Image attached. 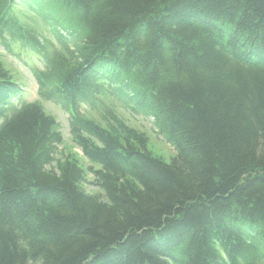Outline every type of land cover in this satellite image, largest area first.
Returning <instances> with one entry per match:
<instances>
[{"label":"trees","instance_id":"trees-1","mask_svg":"<svg viewBox=\"0 0 264 264\" xmlns=\"http://www.w3.org/2000/svg\"><path fill=\"white\" fill-rule=\"evenodd\" d=\"M0 39L89 162L0 54V264H264V0H0Z\"/></svg>","mask_w":264,"mask_h":264},{"label":"rangeland","instance_id":"rangeland-1","mask_svg":"<svg viewBox=\"0 0 264 264\" xmlns=\"http://www.w3.org/2000/svg\"><path fill=\"white\" fill-rule=\"evenodd\" d=\"M17 14L22 19L23 23L26 25L36 26L39 30V34H42L46 38H52L53 35L47 26H45L39 19L36 18V12L28 10L27 7H24L22 4L16 6ZM36 14V15H35ZM65 31V30H64ZM65 34H68L65 31ZM12 51H9L5 48L3 43L0 40V54L1 59L5 62V66L10 67L15 73V79L19 82V85L23 88V95L18 99H15L12 103L20 106L25 102H37L39 103L43 109L49 115L53 116L57 120V127L63 134V145L62 148L65 150L68 149L69 152L74 154L77 159H79L84 164L88 165V159L83 155V150L73 145L70 134L69 127V118L68 113L59 105L53 103L52 101L43 100L38 95L39 84L36 80V77L32 74L31 68L33 66L38 67V69H44L45 66L41 62L38 55L34 52L24 53L17 47H14L12 44ZM18 45H20L18 43ZM27 50V49H25ZM29 51V50H27ZM30 52V51H29ZM120 111L125 114V120L128 122L130 126L138 128L139 130H143L148 135H150V149L153 150L156 154L163 155L167 160L171 159L177 154L176 148L167 142L163 136H161L157 129L153 126V119L141 114H135L129 110H123L118 105ZM92 115V114H91ZM158 152H156V151ZM94 179V175L91 171L88 172L87 182H84L83 187L87 192L94 194L100 193L101 188L98 185H93L92 181ZM100 198H104L103 191L101 192Z\"/></svg>","mask_w":264,"mask_h":264},{"label":"bare ground","instance_id":"bare-ground-1","mask_svg":"<svg viewBox=\"0 0 264 264\" xmlns=\"http://www.w3.org/2000/svg\"><path fill=\"white\" fill-rule=\"evenodd\" d=\"M59 30V32H61V34H65V31L63 30V29H58ZM1 40V42L3 43V44H5L4 43V40H2V39H0ZM14 47H17V48H19L20 50H22L24 53H29V54H32L31 52H29V51H27V50H25L26 48H24V47H21V46H19L17 43L16 44H14V43H11ZM31 70H32V68H31ZM32 74H33V72H32ZM22 91H23V89H22ZM13 101H14V99H13Z\"/></svg>","mask_w":264,"mask_h":264}]
</instances>
